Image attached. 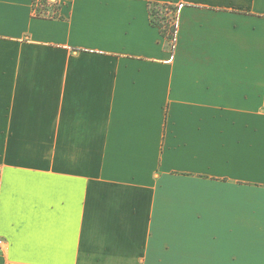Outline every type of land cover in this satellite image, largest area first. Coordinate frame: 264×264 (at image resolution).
I'll use <instances>...</instances> for the list:
<instances>
[{
    "label": "crops",
    "instance_id": "crops-1",
    "mask_svg": "<svg viewBox=\"0 0 264 264\" xmlns=\"http://www.w3.org/2000/svg\"><path fill=\"white\" fill-rule=\"evenodd\" d=\"M35 1L0 0V264H264V0Z\"/></svg>",
    "mask_w": 264,
    "mask_h": 264
},
{
    "label": "rangeland",
    "instance_id": "rangeland-1",
    "mask_svg": "<svg viewBox=\"0 0 264 264\" xmlns=\"http://www.w3.org/2000/svg\"><path fill=\"white\" fill-rule=\"evenodd\" d=\"M46 1V2H45ZM71 0H36L34 13L38 17H58L60 15L61 4ZM156 16L154 19L161 22L163 25L169 22V25L175 26L176 18L174 12L169 11L168 8L154 7ZM166 18V21L163 19Z\"/></svg>",
    "mask_w": 264,
    "mask_h": 264
},
{
    "label": "trees",
    "instance_id": "trees-1",
    "mask_svg": "<svg viewBox=\"0 0 264 264\" xmlns=\"http://www.w3.org/2000/svg\"><path fill=\"white\" fill-rule=\"evenodd\" d=\"M46 2V1H45ZM154 7H163V8H168V10L170 11L172 9V7L168 6V5H159V4H154L151 6L150 8V12H151V16H152V23L154 26L156 27H159L160 30H161V33L162 35L167 38L168 40L170 41H173L174 40V37H175V26L173 25H169V22H166L164 25L159 22V21H156L155 16L157 15L156 14V11L154 9ZM34 10H35V5H34ZM38 16H40V14H37ZM164 21H166V18L163 19Z\"/></svg>",
    "mask_w": 264,
    "mask_h": 264
},
{
    "label": "built area",
    "instance_id": "built-area-1",
    "mask_svg": "<svg viewBox=\"0 0 264 264\" xmlns=\"http://www.w3.org/2000/svg\"><path fill=\"white\" fill-rule=\"evenodd\" d=\"M3 244L4 242L0 239V247H2Z\"/></svg>",
    "mask_w": 264,
    "mask_h": 264
}]
</instances>
